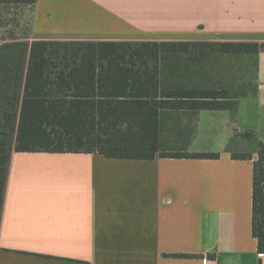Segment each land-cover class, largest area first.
I'll use <instances>...</instances> for the list:
<instances>
[{
	"label": "crops",
	"instance_id": "obj_1",
	"mask_svg": "<svg viewBox=\"0 0 264 264\" xmlns=\"http://www.w3.org/2000/svg\"><path fill=\"white\" fill-rule=\"evenodd\" d=\"M24 6L32 9L30 41L264 42V0H37ZM257 74L256 95L242 98L235 115L165 113L152 159L14 151L0 264H264L252 234L257 153L234 159L227 149L232 141L243 143L245 132L256 150L264 140V52Z\"/></svg>",
	"mask_w": 264,
	"mask_h": 264
},
{
	"label": "trees",
	"instance_id": "obj_2",
	"mask_svg": "<svg viewBox=\"0 0 264 264\" xmlns=\"http://www.w3.org/2000/svg\"><path fill=\"white\" fill-rule=\"evenodd\" d=\"M37 0H0L27 5ZM259 41H94L10 38L0 45V223L12 153H101L152 159L170 111L229 110L258 89ZM256 61L252 92L218 84L220 57ZM243 136L250 137V132ZM233 142V141H232ZM232 152L234 159L251 153ZM253 167L252 234L264 254V140ZM217 159L220 153L160 152ZM192 257L191 254H182Z\"/></svg>",
	"mask_w": 264,
	"mask_h": 264
},
{
	"label": "rangeland",
	"instance_id": "obj_3",
	"mask_svg": "<svg viewBox=\"0 0 264 264\" xmlns=\"http://www.w3.org/2000/svg\"><path fill=\"white\" fill-rule=\"evenodd\" d=\"M25 7V8H24ZM32 36V9L24 5L1 4L0 5V45L10 38H27ZM219 65L223 71L217 77L218 84L229 87L243 88L249 93L253 91L256 84V61L249 56L220 57ZM242 142L231 143V150L239 153H252L256 151L253 138L242 136ZM239 143V144H238ZM257 159V158H256Z\"/></svg>",
	"mask_w": 264,
	"mask_h": 264
}]
</instances>
